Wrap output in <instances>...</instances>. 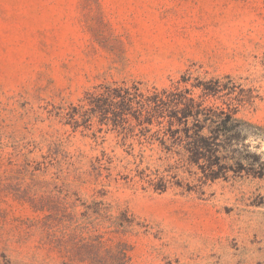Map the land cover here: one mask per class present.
I'll return each instance as SVG.
<instances>
[{"label":"rangeland","instance_id":"obj_1","mask_svg":"<svg viewBox=\"0 0 264 264\" xmlns=\"http://www.w3.org/2000/svg\"><path fill=\"white\" fill-rule=\"evenodd\" d=\"M217 78L256 174L70 120L100 83ZM0 264H264V0H0Z\"/></svg>","mask_w":264,"mask_h":264},{"label":"trees","instance_id":"obj_2","mask_svg":"<svg viewBox=\"0 0 264 264\" xmlns=\"http://www.w3.org/2000/svg\"><path fill=\"white\" fill-rule=\"evenodd\" d=\"M193 86L201 88L200 98L180 86L144 90L138 81L100 83L87 90L81 103L73 106L70 120L78 124L80 119L87 122L97 118L126 139H137L141 144L157 141L164 151L177 156L188 171L195 166L201 168L207 180L228 178L231 171L234 175L243 170L256 174L254 163L247 161L251 158L249 151L247 157H238L241 149L249 146L245 138L255 125L239 118V106L232 102L227 107L206 104L205 97L225 96L222 94L226 87L219 78ZM243 161L248 162L247 169ZM154 186L165 190V177Z\"/></svg>","mask_w":264,"mask_h":264}]
</instances>
